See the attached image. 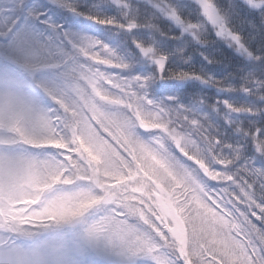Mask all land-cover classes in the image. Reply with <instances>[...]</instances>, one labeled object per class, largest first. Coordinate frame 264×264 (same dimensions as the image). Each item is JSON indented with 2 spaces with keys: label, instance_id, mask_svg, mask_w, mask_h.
Here are the masks:
<instances>
[{
  "label": "snow or ice",
  "instance_id": "6c2138e0",
  "mask_svg": "<svg viewBox=\"0 0 264 264\" xmlns=\"http://www.w3.org/2000/svg\"><path fill=\"white\" fill-rule=\"evenodd\" d=\"M0 264H264V0H0Z\"/></svg>",
  "mask_w": 264,
  "mask_h": 264
},
{
  "label": "trees",
  "instance_id": "16d2710c",
  "mask_svg": "<svg viewBox=\"0 0 264 264\" xmlns=\"http://www.w3.org/2000/svg\"><path fill=\"white\" fill-rule=\"evenodd\" d=\"M95 31H100L99 26H92Z\"/></svg>",
  "mask_w": 264,
  "mask_h": 264
}]
</instances>
